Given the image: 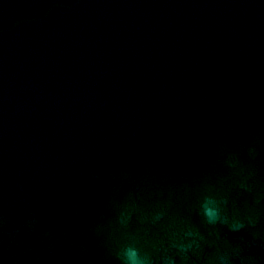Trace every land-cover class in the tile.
I'll return each instance as SVG.
<instances>
[{"label": "water", "instance_id": "95a60500", "mask_svg": "<svg viewBox=\"0 0 264 264\" xmlns=\"http://www.w3.org/2000/svg\"><path fill=\"white\" fill-rule=\"evenodd\" d=\"M208 191L259 223L205 224ZM184 221L207 240L188 264L226 243L264 264V3L0 0V264H118L130 236L158 259Z\"/></svg>", "mask_w": 264, "mask_h": 264}, {"label": "clouds", "instance_id": "9594fccd", "mask_svg": "<svg viewBox=\"0 0 264 264\" xmlns=\"http://www.w3.org/2000/svg\"><path fill=\"white\" fill-rule=\"evenodd\" d=\"M264 3V0H261ZM255 147L249 146L250 158L255 156ZM226 167L239 177L238 187L246 192H252L250 182L251 172L245 173L240 167V161L233 155H228L225 160ZM259 200V197L257 198ZM229 200L226 195L208 191L199 201V213L205 224L213 229L217 226H224L232 233L251 230L259 223L260 217L254 209L241 215L227 212ZM138 209L134 203L123 205L117 216V222L122 229H126L132 216ZM167 214L166 206H160L153 210L149 216L141 215V219L149 223L160 222ZM212 235V233H210ZM255 233H253V236ZM138 238L130 236L128 240L114 250L118 264H188L190 257L202 252L206 237L187 221L182 222L179 231H172L169 234L168 246L161 248L153 243L152 248L160 252L158 259L154 258L150 251L142 248ZM256 257L240 244L226 243L222 248H216L208 258L207 264H254Z\"/></svg>", "mask_w": 264, "mask_h": 264}]
</instances>
